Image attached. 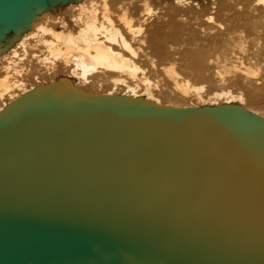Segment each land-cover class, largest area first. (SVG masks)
Masks as SVG:
<instances>
[{
	"label": "water",
	"instance_id": "water-1",
	"mask_svg": "<svg viewBox=\"0 0 264 264\" xmlns=\"http://www.w3.org/2000/svg\"><path fill=\"white\" fill-rule=\"evenodd\" d=\"M43 1L0 0V43ZM0 264H264V121L34 87L0 112Z\"/></svg>",
	"mask_w": 264,
	"mask_h": 264
},
{
	"label": "bare ground",
	"instance_id": "bare-ground-1",
	"mask_svg": "<svg viewBox=\"0 0 264 264\" xmlns=\"http://www.w3.org/2000/svg\"><path fill=\"white\" fill-rule=\"evenodd\" d=\"M187 1L176 0L175 3L169 4L168 0H165L162 3L163 8L154 19H150L152 11L149 3L145 1L143 4L140 1L143 9L137 16V21L135 20L137 25H134L132 6L120 3V0H44L45 10L35 11L34 17L27 25H23L17 32L6 34L0 43V112L36 87L28 84L27 80L32 78L39 83L40 69L57 78L48 84L64 81L88 95L91 94L77 89L75 84L89 88L93 85L101 86L104 80H109L110 89L100 96L117 97L115 90L122 87L123 94L119 97L141 98L159 106L197 109L195 105L161 102L153 90V83L139 65V53L148 51L147 61L153 56L164 60L174 55H179L184 60L188 58L190 64H185L184 69L192 75L191 77L194 76L207 84H225L224 72H217L215 77L213 76L207 61L205 63L206 52L199 51L201 47L197 53L193 50L196 54L193 59L189 58L191 50L188 48L194 47L192 45L198 37L194 25L203 31L211 32L213 29L209 24H214V20L218 19L223 22L222 25L217 24L223 33L247 32L250 36L256 35L263 39L264 0H211L212 3H208L207 7L198 3L191 5L192 1ZM39 48L44 49L46 55L38 54L36 51ZM259 57L257 60L262 63L264 72V54ZM37 68H40L39 71H36ZM163 68L165 67L162 66ZM241 72L246 78L245 81L249 77L254 78L256 85H259L263 80L256 73L260 72L259 70L255 72L245 67ZM64 73H67V76H64ZM165 73L171 78L173 85V90L168 91V94L192 100L191 102L200 108L239 106L248 114L264 121V113L252 108L247 103L249 97L243 92L233 93L226 89L207 92L204 97V87L193 86L189 80L179 81V75L173 66L166 69ZM234 81L239 82V79ZM160 94H165V91ZM251 94L259 101L264 97L258 94L256 96L254 92Z\"/></svg>",
	"mask_w": 264,
	"mask_h": 264
},
{
	"label": "rangeland",
	"instance_id": "rangeland-1",
	"mask_svg": "<svg viewBox=\"0 0 264 264\" xmlns=\"http://www.w3.org/2000/svg\"><path fill=\"white\" fill-rule=\"evenodd\" d=\"M120 1H121L120 3H126V4L132 6V8H133L132 10L134 12L132 14V17L134 20V25H137V23H136L137 16H139V14L141 13V10L143 9V4L145 3V1H146V3L147 2L149 3L148 6L150 7V9L152 11V15H151L150 19H154L156 17L155 15L156 14L158 15V13H160L161 9L163 8L162 3L165 0H143V1L140 0L143 4L139 0H120ZM175 1L176 0H168V3L173 4V3H175ZM253 1L254 0H251V2H253ZM187 2H191V5H193V3H198V4L202 5L203 7H207L208 3L209 4L212 3L211 0H188ZM140 3H141V5H140ZM217 24L222 25L223 22H221L218 19H215L214 24L213 23L209 24L210 27L213 29V31H211V32L203 31L199 28H196V26L194 25L198 37L195 38L194 45H192L194 47L188 48V50H191L189 58L193 59L194 56H196L195 51H193V50H196V53L199 51L200 52L203 51V53L206 52V53H204V54H206L205 56L207 58L205 60V63L207 61V65L210 66V67L208 66V68H210V71L212 72L214 77H215V73L220 72V71H221L220 73L224 72L223 75H224L225 80H226L225 84L221 85V84H218L216 82H214L213 84H207V83H203L202 81H199L194 76L191 77L192 75L190 73L186 72L184 69V65L190 64V61L188 60V58H185V60H184V58L183 59L180 58L179 55H174L172 58H169L166 60H164L163 58L160 59L158 57L153 56V57L149 58V61H147L146 59H148V58L146 56H149V52L144 51V53H139V59H138L139 65L141 66L143 71H145L147 78H149V80L153 83V86H154L153 90H154L155 94H157V98L160 99V101L163 103H175L177 105L182 104V105H186V106L195 105L194 106L195 108H197V109H198V107L200 108L199 105H196L195 103L191 102L192 100L183 99L178 95H172V94L167 93L168 91L173 90V85H172V81L170 80L171 78H169V76L166 75L165 70L168 69L170 66H173L174 69L176 70V73H178V75H179L178 76L179 78L177 77L179 81L189 80V82L193 86L204 87V94H203L204 97H205V95H207L210 92H214V91L220 92V91H223L226 89L232 91L233 93L243 92V94H245L246 97H249V98H247V99H249L247 101V103L252 108L258 109L264 113V97H262L263 99L261 101H259L258 98L256 99L255 96H253L251 94V92H254V93H256L255 94L256 96H257V94L259 96H264V72H263V68H262V63H260L257 60L261 54H264V38L263 39L258 38V36H256V35L250 36L247 32L226 34V33H223V31L219 28V26ZM245 33H247V34H245ZM213 36H216V38ZM211 38H214L216 40V41H214L217 43L216 45L213 44L214 42ZM196 39H198V40H196ZM259 47L261 49H259ZM199 48H200V50L198 51ZM36 52L40 55H46V53L44 52V49H41V48H39ZM39 52H41V53H39ZM258 53H260V54H258ZM154 57H155V59H154ZM184 61H186L187 63L186 62L184 63ZM162 66L165 68L162 69ZM245 67L250 68L251 70H253L255 72L257 70L260 71V72H256L259 77L261 76L263 78V80L260 81L259 85H256V83H255L256 80L255 81L253 80L254 78L249 77L248 80L245 81L246 78L243 75V73L241 72L242 69H245ZM39 69L40 68H37L36 71H39ZM44 72L45 71L43 69H42V71L40 69L39 73L41 74L40 75L41 81L39 83L33 81L32 78H30V79L26 78V79H28L27 80L28 84L40 86V84L46 85V84H48V82L51 83V82H54V80L55 81L57 80L56 77L54 78V76H52V75L49 76L47 72H45V73ZM64 76H67V73H64ZM258 76H257V78H258ZM188 77H189V79H188ZM238 79H239V82L234 81V80H238ZM240 79L241 80L243 79V80L241 81ZM64 80H67V79H64ZM252 80L254 83L251 82ZM249 81L251 83H249ZM62 82H64V81H62ZM235 82L237 83V85L235 84ZM250 84L253 87L255 85V87L254 88L251 87ZM108 85H109V80H107L106 82L104 80V82L101 86L93 85V86L87 88L85 86H82V85L76 83L75 87L79 90L87 91L91 95L100 96L101 94H103V92L110 89V85L109 86ZM245 85H247V87ZM260 85H261V87H260ZM158 86L161 89L158 90V88H159ZM249 86L251 87V89H249L250 88ZM205 87H206V89H205ZM245 87L247 88V90H244V89H246ZM255 88H257V89H255ZM162 89H163V91H165V94H160V92H163V91H161ZM122 94H123V88L118 87L115 90V95H117V97H119ZM251 100H253V101H251ZM256 106H257V108H256Z\"/></svg>",
	"mask_w": 264,
	"mask_h": 264
}]
</instances>
